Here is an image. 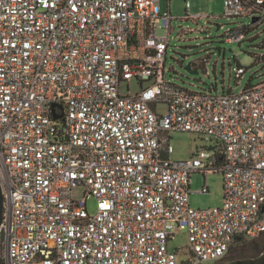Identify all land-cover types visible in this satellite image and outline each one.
<instances>
[{"label": "built area", "instance_id": "2783aa9c", "mask_svg": "<svg viewBox=\"0 0 264 264\" xmlns=\"http://www.w3.org/2000/svg\"><path fill=\"white\" fill-rule=\"evenodd\" d=\"M224 5L264 22V0ZM189 7L184 18L201 17ZM174 19L160 0H0V264H212L264 236V81L219 93L168 79ZM132 79L139 91L122 94ZM172 131L215 151L173 160ZM216 171L223 204L193 207L192 176ZM182 230L191 259L179 263L168 242Z\"/></svg>", "mask_w": 264, "mask_h": 264}, {"label": "rangeland", "instance_id": "374dc122", "mask_svg": "<svg viewBox=\"0 0 264 264\" xmlns=\"http://www.w3.org/2000/svg\"><path fill=\"white\" fill-rule=\"evenodd\" d=\"M190 14L200 18L186 19V0H160L162 11L171 10L175 19L169 34V49L166 60V76L190 89H209L216 85L222 93L232 90L241 92L246 86L264 81V22L251 28L242 36V41H228L227 32L242 26H252V17L225 15L224 0H189ZM160 36L167 31L160 29ZM204 59L206 61L204 62ZM193 62L197 73H192L186 66ZM242 65L247 71L241 78L236 76V68ZM136 79L124 81L120 85L122 94H136L139 91ZM157 109L167 112V105L159 103ZM170 144L174 148L173 160H188L198 150L214 152L217 141L203 134L187 131H172ZM205 182L210 186L209 193H197ZM190 195L191 205L196 208L221 206L224 198V176L220 171L209 174L196 173L192 177ZM86 188L79 185L73 189V196L82 199ZM87 206L91 213L97 212V200L90 197ZM169 249L177 252L179 263L191 259L189 237L185 230L179 231L168 242ZM264 251V236L246 238L235 243L231 257L249 256L254 251Z\"/></svg>", "mask_w": 264, "mask_h": 264}, {"label": "water", "instance_id": "95a60500", "mask_svg": "<svg viewBox=\"0 0 264 264\" xmlns=\"http://www.w3.org/2000/svg\"><path fill=\"white\" fill-rule=\"evenodd\" d=\"M258 17H254L252 19V22H257ZM186 68L191 71L192 73H197L198 70L193 68V62H189L186 66ZM58 117L63 118V114L57 115L54 114V118L57 119ZM3 216H4V196L2 192V187L0 183V234H1V224L3 221ZM212 264H264V251H262L260 254L256 256H250V257H244V258H237V259H232V260H227V261H220Z\"/></svg>", "mask_w": 264, "mask_h": 264}, {"label": "trees", "instance_id": "16d2710c", "mask_svg": "<svg viewBox=\"0 0 264 264\" xmlns=\"http://www.w3.org/2000/svg\"><path fill=\"white\" fill-rule=\"evenodd\" d=\"M254 26H247L246 27V31H245V33L247 32V31H249L251 28H253ZM249 85H251V83L249 84ZM245 238H243V237H241V238H239V240L238 241H243ZM262 251L260 250V251H254L250 256H256V255H258V254H260ZM244 257H249V256H241V257H231L230 258V260H232V259H237V258H244Z\"/></svg>", "mask_w": 264, "mask_h": 264}, {"label": "crops", "instance_id": "0c3cea01", "mask_svg": "<svg viewBox=\"0 0 264 264\" xmlns=\"http://www.w3.org/2000/svg\"><path fill=\"white\" fill-rule=\"evenodd\" d=\"M193 177V176H192ZM192 182V181H191Z\"/></svg>", "mask_w": 264, "mask_h": 264}]
</instances>
